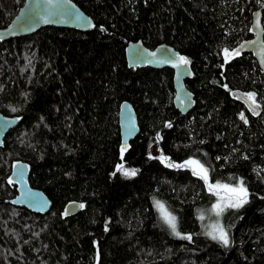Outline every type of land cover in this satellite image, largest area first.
Instances as JSON below:
<instances>
[{
	"label": "trees",
	"instance_id": "1",
	"mask_svg": "<svg viewBox=\"0 0 264 264\" xmlns=\"http://www.w3.org/2000/svg\"><path fill=\"white\" fill-rule=\"evenodd\" d=\"M72 1L95 29L43 26L0 42V112L20 118L0 147V264H264V79L251 54L225 63L223 51L250 37L259 0ZM22 3L0 0V28ZM261 24L264 43V9ZM131 41L167 43L187 58L186 114L173 106L171 69L127 67ZM235 92L255 93L259 114ZM122 101L138 126L123 156ZM188 159L204 165L208 182L243 181L248 191L246 204L220 214L228 246L206 235L199 217L217 195L174 166ZM15 160L50 200L45 213L9 203ZM154 199L191 240L172 234ZM70 201L84 207L65 215Z\"/></svg>",
	"mask_w": 264,
	"mask_h": 264
},
{
	"label": "water",
	"instance_id": "2",
	"mask_svg": "<svg viewBox=\"0 0 264 264\" xmlns=\"http://www.w3.org/2000/svg\"><path fill=\"white\" fill-rule=\"evenodd\" d=\"M259 2V7L251 13L248 26L250 37L240 40L233 50L239 49L240 53L251 54L264 79V43L261 24V10L264 9V0H259ZM76 16L82 17L83 20L74 19L73 17ZM43 26L65 27L79 31H89L96 28L91 16L81 10L72 0H23L10 21L0 28V42L9 38L28 35ZM241 45H243L242 48ZM124 57L127 67H149L152 69L166 67L171 69L174 91L173 106L180 115H184L190 110L193 105V95L186 88L184 80L191 77L192 71L189 63H179V57H185L184 55L167 43H159L150 49L145 47L141 41H131L124 46ZM234 97L249 108V102L242 93L235 92ZM19 120L18 116H8L0 112V147L3 145L6 132L13 128ZM117 120L120 149L122 146L126 148L128 142L138 132L136 114L129 102H120ZM5 124L7 126H4ZM28 173L29 168L26 162L15 160L11 163L7 182L12 181L11 184L16 187V194L9 200V203L34 213L43 214L50 208L51 202L41 190L30 186ZM14 201L15 203H13ZM79 209L80 203L76 201H70L64 205V213L67 210V215H73Z\"/></svg>",
	"mask_w": 264,
	"mask_h": 264
},
{
	"label": "snow or ice",
	"instance_id": "3",
	"mask_svg": "<svg viewBox=\"0 0 264 264\" xmlns=\"http://www.w3.org/2000/svg\"><path fill=\"white\" fill-rule=\"evenodd\" d=\"M256 15L258 16L259 14L257 13ZM73 18L77 20H83V18L79 16H76ZM45 22H48V21H45ZM242 47L243 45H241V48ZM223 51H224L225 63H227L228 60L232 56H236L240 54L239 49H234L230 51L229 49L225 48ZM153 55L155 54L153 53ZM179 63L187 64L189 63V61L185 57H179ZM243 95L246 96V100L249 102V110L252 111L253 114L258 115L259 113L257 112V109L260 107V105L256 103V94L249 92ZM12 110L14 112L17 111V109L15 108H13ZM240 119L244 123L248 122L243 113L240 114ZM4 126H7V125L5 124ZM166 126L170 127L171 125L169 124ZM124 151H126V148L122 146L121 147L122 156H123ZM245 159H247V157H245ZM162 162H164L163 158H162ZM174 166L178 168L185 167V166L189 167L192 170L193 175L197 176L198 178L204 181V183L208 186V189L210 192H212V194L218 195L219 192L221 191L229 194L227 197L228 202L226 204L218 202L213 205V211L216 213L217 216H219L223 212L225 207L240 208L248 202V199H247L248 191L243 186V181H240L239 184H237L234 187L229 186V185H221V184H209L208 170L198 160L189 159L185 161L184 164L182 165H174ZM116 171L121 172L124 176H134L136 174L134 170L124 169L123 165H117ZM113 175H115V173H113ZM9 183H12V181L9 180ZM224 199L225 197H220L221 201H223ZM13 203H15V201ZM153 203H154V206L160 211L161 219L168 226V228L171 230L174 236H177L180 239L191 240V236H187V235L182 236L177 231L176 217L172 215L170 212L166 211L164 208V205L160 201L154 199ZM80 207L83 208L84 205L81 204ZM67 214L68 212L66 210L65 215ZM200 219H203V216H201ZM105 230L107 231V227L105 228ZM206 235H208L212 240L222 243L224 246H228L230 243L227 232L219 224L215 225L213 230L211 232L206 233Z\"/></svg>",
	"mask_w": 264,
	"mask_h": 264
},
{
	"label": "rangeland",
	"instance_id": "4",
	"mask_svg": "<svg viewBox=\"0 0 264 264\" xmlns=\"http://www.w3.org/2000/svg\"><path fill=\"white\" fill-rule=\"evenodd\" d=\"M189 160V159H188ZM187 161V160H186ZM189 168V167H188ZM190 169V168H189ZM191 170V169H190ZM192 171V170H191ZM193 173V172H192ZM209 184H213L210 183ZM205 187L208 189V186L205 184ZM209 190V189H208ZM228 193L226 192H219V194L217 195V201L214 202L209 209L207 210H203L202 214H200L199 217L203 216V219H201L202 223H203V228L205 233L211 232L214 228L215 225L219 224L220 225V215L217 216L216 213L213 211V205L221 202V203H227V197H228ZM220 197H225V199L223 201L220 200Z\"/></svg>",
	"mask_w": 264,
	"mask_h": 264
}]
</instances>
